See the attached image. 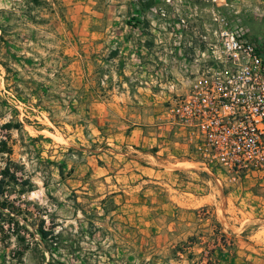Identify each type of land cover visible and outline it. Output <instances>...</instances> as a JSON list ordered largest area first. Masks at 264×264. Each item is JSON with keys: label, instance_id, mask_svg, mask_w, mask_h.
Segmentation results:
<instances>
[{"label": "rangeland", "instance_id": "obj_1", "mask_svg": "<svg viewBox=\"0 0 264 264\" xmlns=\"http://www.w3.org/2000/svg\"><path fill=\"white\" fill-rule=\"evenodd\" d=\"M220 18L264 36V0H0V139L31 185L7 192L27 228L3 223L0 264H264V185L160 129ZM159 133L180 146L130 139Z\"/></svg>", "mask_w": 264, "mask_h": 264}, {"label": "built area", "instance_id": "obj_2", "mask_svg": "<svg viewBox=\"0 0 264 264\" xmlns=\"http://www.w3.org/2000/svg\"><path fill=\"white\" fill-rule=\"evenodd\" d=\"M216 36L187 90L167 103V125L207 168L264 185V36L222 18Z\"/></svg>", "mask_w": 264, "mask_h": 264}, {"label": "trees", "instance_id": "obj_3", "mask_svg": "<svg viewBox=\"0 0 264 264\" xmlns=\"http://www.w3.org/2000/svg\"><path fill=\"white\" fill-rule=\"evenodd\" d=\"M1 42H3V37L0 34V43ZM2 127L7 130L12 128L18 130L22 128V125L19 122L15 124L6 123ZM11 154L12 149L8 146L7 141L0 139V163H2V166H0V231L2 233L4 232L3 225L6 224L8 225V229H10L11 234L14 233L13 235H15L16 239L22 241L23 237L19 229L21 228L22 230L27 228V218L21 217L15 212V207L12 204V201L9 200L7 192L11 186L13 187L19 185L28 189L31 185L29 184L28 180L23 179L21 176L22 174H19L21 168L11 160ZM58 170L61 173L60 167H58ZM14 217H16V221L12 226L10 220H13ZM20 223H22V226L19 228ZM43 225L44 221L41 220L38 224V227L35 229V233L39 238L38 240L44 243L56 241L57 236H54V230L52 228L45 229ZM14 226L16 227L14 228Z\"/></svg>", "mask_w": 264, "mask_h": 264}, {"label": "crops", "instance_id": "obj_4", "mask_svg": "<svg viewBox=\"0 0 264 264\" xmlns=\"http://www.w3.org/2000/svg\"><path fill=\"white\" fill-rule=\"evenodd\" d=\"M165 129L166 130V132H167V134H169L170 132L169 131H171L170 129V127H169V125H167V122H164V124L162 125V127H160V129ZM163 135V134H157V137H153V138H150V137H136V139H133V137H130V139H132V140H136L137 142H138V144H140V145H142V147H146L147 145H149V147H155V146H157V147H161V145H160V143L159 142H164V141H166L167 139V141H170V142H172V144H173V146H175V147H179L180 146V141H178V140H170L169 139V135ZM161 136H163V139L162 138H160ZM129 139V138H128ZM183 139V138H182ZM183 141L185 142V149L188 151V153L190 152V151H193L192 149H193V147L191 146V145H188L187 144V142L183 139ZM183 146V145H182ZM144 149V148H143ZM175 149H177V148H175ZM174 149V150H175ZM159 153H161V151H156V152H153L152 153V157H156V158H158V155H159ZM148 154V153H147ZM190 154V153H189ZM191 155V154H190ZM170 157H172V158H175L174 157V155H172V156H170ZM200 164H202V163H200ZM150 170H152L150 167H148V166H141L140 167V169H139V171L141 172V174L143 175V176H146V175H149V171ZM153 170H154V168H153ZM117 173H122V170H120V171H118ZM115 177V176H114ZM116 178V177H115ZM120 183V181H118V184Z\"/></svg>", "mask_w": 264, "mask_h": 264}]
</instances>
